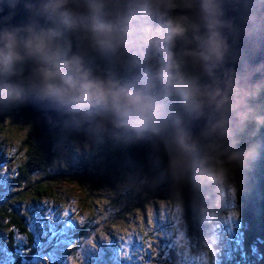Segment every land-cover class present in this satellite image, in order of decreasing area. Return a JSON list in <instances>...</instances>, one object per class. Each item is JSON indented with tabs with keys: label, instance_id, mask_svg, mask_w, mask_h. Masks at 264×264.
<instances>
[{
	"label": "rangeland",
	"instance_id": "rangeland-1",
	"mask_svg": "<svg viewBox=\"0 0 264 264\" xmlns=\"http://www.w3.org/2000/svg\"><path fill=\"white\" fill-rule=\"evenodd\" d=\"M115 2L123 4H121V7L118 5L119 11L117 13L110 14ZM125 2L126 0L90 1L84 5H88L84 7V10L92 16L90 17L92 19L102 18L103 13L106 11L105 15L109 16L105 17L108 19L111 17L113 24L110 22L97 32H103L110 27L113 35L117 37H120L116 34L117 30L127 33L129 30L137 31L147 27L155 29L165 24L166 10L158 9L154 11L148 7L155 0H139V2L127 0L128 4H125ZM65 13V10L60 9L55 17V23L49 28V32H54L58 35L60 42L66 41L64 34L69 36L75 34L73 29L79 26L75 24L72 28L71 23L65 18ZM118 16L121 19H118ZM102 19L107 20L105 18ZM80 26L84 29V35H81L80 38L90 42L87 48L91 50L92 58L102 62L108 58L122 57L124 59L128 56L120 53L114 54L97 48L94 42L90 41V37L95 34L96 27L92 26L88 21ZM123 35L121 34V37ZM73 38L78 40L76 37ZM71 51L73 55L80 57L84 54L75 49ZM123 55L125 56L123 57ZM161 57L160 54L152 50L144 49L142 54L137 55L135 59L148 62V60L154 59L161 60ZM81 61L83 69L91 70L90 65L87 61H84L83 57H81ZM160 67V63L158 66L152 67L148 62L146 65L141 64L134 68H123L122 71H120V68H113L108 77H106L107 74L105 72H97L93 75L101 80L111 79L113 81L117 79L119 83L116 84L118 86H128L130 90H144L150 96L156 98L162 96L163 90L171 91L166 88L164 83L162 89L159 90L157 88V84L161 81L157 78ZM109 69L110 67L104 65L106 72ZM129 69L135 70V78L130 81H128ZM152 72H156L155 77H151ZM121 73L124 74L122 81H120ZM74 94V98L77 101L76 105L79 104V107L75 108L76 113L74 112L72 115V119L75 121L72 123L81 125L84 120L93 122V125H83L82 128L90 129L91 133L87 134L86 141L94 147V154L98 156L100 145L95 143L103 141L102 135H105L101 133L104 132L103 124L107 123V121H100L96 124L97 119L94 117V111L90 108L100 104L96 100H101L96 92L82 91L79 90V87L75 89ZM172 96L174 95L172 94ZM176 98L171 97V103H177ZM182 104L183 106L198 105L196 100ZM127 120L128 118L123 116L122 122L126 123ZM153 121L156 120L153 119ZM95 124L96 126H94ZM115 127L113 126L114 131L122 130ZM138 132V135L134 133V135L128 137V145L140 144L145 140L148 141L147 137L150 134L146 129ZM120 133L114 138L115 140H113L111 146L124 144L123 136L126 137V134L125 132ZM9 135L16 146L19 143L22 131L12 130ZM63 141L64 136L52 139L55 146L53 152L57 155L56 159L58 161L61 159L64 165H68L70 161H66L67 154L68 159L69 157L71 158V164H74V162L80 163L82 160L70 155L69 151L64 149ZM187 142L183 145L184 147ZM257 145L260 149H264V141L257 143ZM2 150L7 151V157L17 151L14 148L9 149L0 144V155ZM191 150L192 165L190 168L192 173H194V179L201 180L203 183L201 190L204 191L194 189L199 205L194 218L193 228L184 213L185 200L178 193L179 189L173 190L170 184L162 181L165 177L163 169L161 177L157 179L158 181L150 182V188H145L149 174L154 171V164L150 156L147 155L148 149L137 148L140 154L148 156L146 163L138 159H135L137 162L134 164L129 159L130 166L128 167L125 163L123 165L121 161L113 163L112 165L117 173L109 176V182H103L100 189H93V193H95L94 203L99 205L100 209L104 203L114 206L115 216L119 218L103 221L108 218V213L102 214L99 209L93 214L90 207L84 206V196L80 191L77 177H73L71 182L64 181L65 183L58 184L55 188V197L42 201L41 206L34 208L30 214V198L26 204L17 203V205H20L19 207H22V211L29 215L26 221L37 238V252L34 258L31 261L22 260L21 264H45V262L47 264H81L82 258L83 264H220L226 259H229L232 264H250L247 261V254L243 244L245 226L243 225L240 204L237 199V179L233 174L227 175L226 172L206 171L199 152L192 144ZM77 151L83 152L84 150L77 148ZM101 156L105 155L102 154ZM86 163L90 166L92 162ZM7 165L6 163L0 164V181L2 178L7 179L11 175L9 171L2 173V170L6 169L5 166ZM141 165H144L147 170V175L144 179L140 177V173L143 170ZM136 167L138 170H134ZM168 169L172 170L170 166H168ZM35 178L40 177L35 176ZM35 178L32 183L37 185ZM84 187L89 189L90 185L84 184ZM157 190L160 191L159 196L162 199L155 195ZM13 192V187L8 188L6 186L4 191L0 192V205L6 203L7 201L5 200L7 199L5 196L13 194ZM172 193H174V196ZM165 195H167V198L172 195L173 198L164 200ZM111 201L113 202L111 203ZM140 203L142 206H139ZM73 217L77 221L94 223L95 233L90 237L91 246L87 244V239L84 238L79 246L73 248V240L76 233L88 227L86 224L81 226ZM95 217L96 219L94 220ZM3 244L4 239L1 240L0 237V264H11L10 254L6 251ZM171 252L175 254L173 262L170 256ZM74 258H76V263ZM238 259L240 260L238 261Z\"/></svg>",
	"mask_w": 264,
	"mask_h": 264
},
{
	"label": "trees",
	"instance_id": "trees-1",
	"mask_svg": "<svg viewBox=\"0 0 264 264\" xmlns=\"http://www.w3.org/2000/svg\"><path fill=\"white\" fill-rule=\"evenodd\" d=\"M114 4L115 6L112 7L110 14L119 11L118 5L121 7L117 2ZM182 14L184 13H180L179 15ZM194 17L196 18V24H198L197 17L195 15ZM198 94L199 99L196 100L198 105L183 106L178 98H176L177 103L175 102L172 110L166 113L168 117L167 124L164 127L157 125L163 123L164 118L161 115L157 120V124L153 125H156L155 128L146 129L150 135L147 137L148 141L145 140L144 143L128 145V137L123 136L124 144L114 147L103 146L104 150L100 147L98 156L94 154V147L87 141L78 143L76 148L72 143H68V146L63 145L64 149L68 150L70 155L82 160L80 163L74 162V164H71V158L69 157L68 159V155L66 154V161H70L68 165H64L63 160L60 159L58 161L56 159L57 155L53 152L55 146L51 147V138L56 136V130L60 125L57 124V126H49L43 129L34 114L22 104L23 111L27 112L28 117L33 120V123H30V125L36 128V130L34 129V133H36L37 139L27 146V155L29 158L22 164L23 167L18 177L14 178L15 175L12 174L9 178H2L0 181V192H3L6 186L8 188H14L13 194L5 196L7 199L5 201L7 202L0 205V228L11 227L20 232L29 231L31 243L25 244L23 241H17L15 246H11L7 243L6 235L0 232L1 240L4 239L3 245L10 254L11 264H21L22 260L31 261L37 252V238L26 221L29 215L22 211V207H19L20 205H17L20 202L12 203L13 200H18L21 194L26 195L27 193H31L30 214L34 208L41 206L42 201H47L55 197V188L58 184L65 183L64 181L71 182L73 177H77L79 179L80 191L84 196L83 205L90 207L94 214L100 209V206L94 203L95 193H93V189H100L103 182H109V176L117 173L112 165L113 163L121 161L123 165L125 163L128 167L130 166L129 159H131L132 164L137 162L135 159L142 160L143 163L147 162L148 156L140 154L137 148L148 149L147 155L150 156L154 164V171L149 174L145 188H150V182L158 181L157 179L161 177L162 171L164 170L165 177L162 181L170 184L173 190L179 189L178 193L185 200L184 213L190 222V226L193 228L194 218L196 217L199 205L194 189L201 190L203 183L201 180L194 179V173H192L190 168L192 165L191 144L199 152L200 158L205 164L206 171L226 172L227 175L233 174L237 179V199L240 204L243 225L245 226L243 244L247 254V261L250 264H264V149H260L257 145V143L264 141V123L256 122L257 118H264V86L261 90L255 92L252 114L246 119L243 129L231 141L218 145L210 137H201L199 139L190 138L185 146L190 149L189 152H175L169 147V139L167 136L169 123L180 107H185L183 109L197 108L201 104L200 92ZM175 97L174 95L173 98ZM4 127L3 117L0 116V129H4ZM133 131V135L134 133L139 134L136 129H133ZM120 134L119 130L118 135ZM78 136H80L79 130L76 131V137ZM77 148H82L84 151L78 152ZM133 152L135 153L134 155ZM102 154L105 156L102 157ZM86 162L92 163L88 166ZM168 166L173 171L168 169ZM141 167L143 170L140 173V177L144 179L147 175V170L144 165H141ZM134 170H138V168L136 167ZM35 176H39L40 178L36 179ZM34 178L37 185L32 183ZM84 184L90 185V188L85 189ZM41 188L44 190L39 191L38 189ZM17 189H23V192H18ZM164 190L166 191V189ZM159 194L160 191L157 190L155 195L159 199H162ZM172 194L174 196V193ZM173 196L170 195L167 198V195H165L164 200L172 199ZM139 206H142V204L140 203ZM99 212L109 214L108 218L103 221L119 218L115 216L114 206L108 203H104ZM86 226L88 227L76 233L73 240V248L79 246L84 238L87 239V244L91 246L90 237L95 233V225L93 222H87ZM252 243L255 245V248ZM255 256H258V259ZM221 264H232V262L223 260Z\"/></svg>",
	"mask_w": 264,
	"mask_h": 264
},
{
	"label": "water",
	"instance_id": "water-1",
	"mask_svg": "<svg viewBox=\"0 0 264 264\" xmlns=\"http://www.w3.org/2000/svg\"><path fill=\"white\" fill-rule=\"evenodd\" d=\"M70 1L86 5L95 0ZM55 3L57 0H0V35L14 33L23 40L29 29L44 31L55 10L45 6ZM196 3L201 104L195 109H178L170 121L167 136L174 151H180L190 138L210 137L218 145L231 141L252 114L255 92L264 86V0ZM25 105L43 129L49 121L62 126L71 109L58 102L35 103L31 96ZM170 256L173 261L175 254Z\"/></svg>",
	"mask_w": 264,
	"mask_h": 264
},
{
	"label": "clouds",
	"instance_id": "clouds-1",
	"mask_svg": "<svg viewBox=\"0 0 264 264\" xmlns=\"http://www.w3.org/2000/svg\"><path fill=\"white\" fill-rule=\"evenodd\" d=\"M45 7L66 8L67 0H57V3ZM148 7L154 11L164 9L171 13L186 14L172 15L164 25L155 29L147 27L137 31L129 30L122 37L114 36L109 27L103 32H96L90 39L97 48L114 54L130 53L135 58L144 49L160 54L162 60L157 78L181 103L198 100L200 73L196 60L200 55L197 51L200 38L196 35L199 30L196 18L191 15L198 7L196 0H155ZM0 42L3 43L0 61L5 68L23 56L36 62L40 90L45 94L63 86H67L69 91L77 87L82 91H94L99 95L103 107L127 117L126 125L136 127L137 132L140 131L137 126H145L162 115L160 106L154 104V98L144 90L118 86L111 79L101 80L91 70L83 69L81 57L71 55L70 45L62 44L54 32H33L29 29L23 40H19L14 33L6 32L0 35ZM256 122L264 123V118H257ZM115 126L122 127L125 123L118 120ZM181 151L189 152L190 149L181 144ZM77 223L81 226L86 224L85 221ZM0 232L6 235L7 243L11 246H15L17 241L31 243L29 231L20 232L7 227L0 228Z\"/></svg>",
	"mask_w": 264,
	"mask_h": 264
},
{
	"label": "flooded vegetation",
	"instance_id": "flooded-vegetation-1",
	"mask_svg": "<svg viewBox=\"0 0 264 264\" xmlns=\"http://www.w3.org/2000/svg\"><path fill=\"white\" fill-rule=\"evenodd\" d=\"M134 1L139 2V0H133V2ZM117 3L120 5L123 4L121 2H117ZM125 4H128L127 0ZM87 6L82 5L78 1L71 2L70 0H67V7L61 8V10H65L66 12L65 18L71 23L72 28L75 24L79 25L73 29L75 34H72L70 36L68 34H64L65 36L64 39L66 41L65 42L63 41L62 43H67L68 45H70L71 55H73L71 51L72 49L79 50L80 53L82 54L84 53L83 55H81V57H83L84 61L88 62L93 74L97 72H105L107 74L106 77H108L111 74L113 68H120V71H122L123 68H134V67L140 66L141 64L146 65V63L148 62L152 67L156 65L158 66L159 63L161 66L162 57H161V60L154 59L151 61L148 60V62H144V61L136 60L130 53H124L125 55H128L124 59H122V57H117V58H112V59L108 58L107 60H103L102 62H99L97 59L92 58L91 50L87 48L90 42L84 41V38L82 39L80 38L81 35H84V29H82L80 25L88 21V23H91L92 26L96 27V30L94 31V33H96L99 29H101L103 26L108 25L110 22L111 24H113L112 23L113 20L111 17L109 19L105 17V16H109V15H105L106 11L103 13L102 18H105L107 20H104L99 17H97L96 19L90 18L92 16H90L89 13L84 10V7H87ZM59 10L60 9H55L50 14V19H49V22L44 32H49V28H51L53 23H55L56 21L55 17L57 16V13ZM179 14H180L179 12L171 13V12L166 11L165 19L167 20L170 16L179 15ZM185 14L186 13L182 15H185ZM191 15L194 16L195 14L192 13ZM117 18L121 19V17L119 16ZM116 34H118L121 37V34H125V33L122 30H117ZM73 37H76L78 40H75ZM130 38L131 36L129 35V39ZM125 55H123V57ZM104 65L107 67H110L108 72L104 70ZM37 67L38 65L36 64V62L27 56H23V58L19 61L12 62L8 68H5L3 66V62L0 65V116L3 117L4 126H5L4 129H0L2 130L0 131V144L3 147L9 148V149L14 148L17 150L16 152H13L11 156L8 155V157H7V154H8L7 151L2 150L1 155H0V164H4V163L8 164L5 167L11 173V175L17 174L15 175L16 177H18V175L20 174V170L23 167L22 164L24 163V161L29 158L27 155V146L29 144H32L34 140L37 139V135L36 133H34V129L36 130V128L35 127L33 128V126L30 125V123H33V120L30 117H28L27 112L23 111L22 106H21L22 104L25 106V102L29 96L33 98V101L35 103L36 102L40 103V101L58 102V103L67 104L71 108L67 112L64 123L62 124V126H60L56 130L57 134L56 136H53L51 138V141L53 138L64 136V141L62 142V145L68 146V143H72L74 144V147L76 148L77 144L82 141H86V138L88 136L87 134L91 133L89 128H82V126L83 125L84 126L93 125V122H91L90 120L89 121L84 120L81 125H74L72 123L73 121H75L74 119H72L73 118L72 115L74 114V112L76 113L75 108L79 107V104L76 105L77 101L74 98L75 89H73L72 91H69L67 86H63V87L54 88L53 91L48 94H45V93L43 94L41 92L40 80L36 75ZM134 72L135 70L129 69L128 81L135 78ZM155 76H156V72H152L151 77H155ZM123 78H124V74L121 73L120 81H122ZM113 82L119 83L117 79H114ZM162 87H163V82L160 81L159 84H157V88L160 90L162 89ZM169 93L171 94L170 91L167 92L163 90L162 96L160 97L158 96L156 98L152 96L154 98L153 100L154 104L160 106L161 108L162 115L164 118L163 123L157 124L158 122L157 120L156 121L152 120L145 126H137L138 130L152 129L153 127L155 128L156 125L153 126L154 124H157L160 127H164V125L167 124L166 121L168 117L166 116L167 115L166 113H169L173 107V103H171V97L173 98V96L172 94L170 95ZM166 94L168 95L167 97H166ZM96 101L99 102L100 104H97L95 105V107L90 108L94 111L93 112L94 117H96L97 119L96 124H98L100 121H107V123L103 124L104 132L101 133L105 135V136L102 135L103 141H99L98 143H95V144H99L102 150H104L103 146L104 147L111 146V144L113 143V140H115L114 138H116V136L118 135L119 130L114 131L113 126H115L116 121L118 120L121 122L123 121V115L119 112H114L108 108L103 107L101 104V101L99 100H96ZM101 107H102V110H101ZM96 124L94 126H96ZM47 126L48 127L57 126V124H52V122L49 121ZM135 128L128 127L125 123V126H122L119 129H122L120 130V132H125L126 137H129L133 135V132H134L133 129ZM12 130L22 131V135L21 137H19L20 138L19 143L16 146L13 143L14 140L10 139L9 134ZM59 130L60 132L58 133ZM78 130H79L80 136L76 137V131ZM108 132L109 134L107 135ZM144 142L145 141H143V143ZM53 144L54 143L52 142L51 147H54ZM117 145H120V144H117ZM133 145H138V144H133ZM111 147H114V146H111Z\"/></svg>",
	"mask_w": 264,
	"mask_h": 264
},
{
	"label": "snow or ice",
	"instance_id": "snow-or-ice-1",
	"mask_svg": "<svg viewBox=\"0 0 264 264\" xmlns=\"http://www.w3.org/2000/svg\"><path fill=\"white\" fill-rule=\"evenodd\" d=\"M0 131H2V130H0ZM6 171H8V169L6 168V169H3L2 170V173L3 172H6ZM15 178V177H14ZM39 191H43L44 189L43 188H41V189H38ZM17 191L18 192H23V189H17ZM32 196V194L31 193H27L26 195H24V194H21L20 196H19V198H18V200H13L12 201V203H16V202H22V203H28L29 202V198ZM65 210H68V209H65Z\"/></svg>",
	"mask_w": 264,
	"mask_h": 264
},
{
	"label": "bare ground",
	"instance_id": "bare-ground-1",
	"mask_svg": "<svg viewBox=\"0 0 264 264\" xmlns=\"http://www.w3.org/2000/svg\"><path fill=\"white\" fill-rule=\"evenodd\" d=\"M66 89V88H65ZM181 151V150H180Z\"/></svg>",
	"mask_w": 264,
	"mask_h": 264
}]
</instances>
